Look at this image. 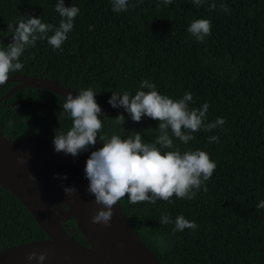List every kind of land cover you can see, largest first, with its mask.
Segmentation results:
<instances>
[{
    "label": "trees",
    "instance_id": "obj_1",
    "mask_svg": "<svg viewBox=\"0 0 264 264\" xmlns=\"http://www.w3.org/2000/svg\"><path fill=\"white\" fill-rule=\"evenodd\" d=\"M64 3H74L80 11L61 48L38 40L20 57L22 70L10 75L51 79L75 94L94 87L104 114L98 136L128 135L131 130L154 141L159 135L157 120L144 116L133 121L122 107L107 103L111 90L134 94L142 78H150L158 91L173 98L191 91L190 107L207 101V119L223 116V125L195 131L187 144L173 138L181 151L200 148L216 161L205 182L207 190H197L191 200L173 194L172 203L157 199L130 204L127 194L117 202L160 264H264V207H256L264 200V0H216L217 7L211 9L207 3L195 6L192 0H172L168 6L161 0H129L130 7L122 12L111 10V0ZM221 3L227 4V12ZM54 4L0 0L3 42L11 40V34L3 37L7 24L26 13L58 24ZM199 17L211 20L203 42L186 31ZM15 84L0 86V137H53L56 129L70 125L59 112L64 98L32 87L4 97ZM117 113L125 116L123 129L109 119ZM212 134L219 142L207 140ZM100 146L97 138L96 148ZM164 212L173 219L181 213L199 227L173 232L172 224L159 223ZM61 227L71 239L87 245L73 218ZM44 238L26 207L0 187V250Z\"/></svg>",
    "mask_w": 264,
    "mask_h": 264
},
{
    "label": "clouds",
    "instance_id": "obj_2",
    "mask_svg": "<svg viewBox=\"0 0 264 264\" xmlns=\"http://www.w3.org/2000/svg\"><path fill=\"white\" fill-rule=\"evenodd\" d=\"M192 2L195 6L207 3L210 9L217 7L216 0ZM161 3L168 6L172 0H161ZM129 7V0H111L113 12H122ZM219 7L225 12L229 10L225 3ZM54 9L60 17L56 25L43 21L40 15L27 13L7 24L3 37L11 34V40L5 44L0 37V84L6 81L10 73L22 70L23 61L20 57L25 49L35 46L38 40H46L53 49L61 48L68 38L67 34L73 29L74 18L80 9L74 3L65 5L64 0H55ZM210 30L211 20L204 17L192 19L186 28L198 42H203ZM97 92L94 87L88 86L79 89L75 96L71 91L65 93L59 112L70 119V125L65 129H56L52 138L54 151H63L73 157L87 151L97 138L102 141V146L90 151L84 164V175L88 181L86 191L102 206L91 215L93 223L107 225L113 214L112 206L125 194L130 204L139 201L155 203L157 199L172 203L170 198L173 194L191 200L197 190H207L205 182L212 176L216 161L200 148L181 151L174 145L173 139L178 138L187 144L195 131L201 128L209 131L223 125V116H217L213 121L207 119V101L198 108L190 107L189 102L193 100L191 91L186 90L182 96L173 98L158 91L150 78H142L134 94L127 89L111 90L107 98L111 107H122L133 121H140L144 116L158 121L159 135L155 136L154 141H145L140 131L131 130L128 135L116 133L98 136L102 127L100 117L104 114L95 99ZM109 119L122 128L125 116L117 113ZM207 140L219 142V136L212 134ZM53 175L61 180L67 178L65 173ZM74 191V186L63 187L65 194ZM256 207H264V200H260ZM159 223L172 224L173 232L199 227L195 220L181 213H177L173 219L164 212ZM159 243L167 246L163 239ZM33 257L34 264H44L45 253L29 252L25 260L31 264Z\"/></svg>",
    "mask_w": 264,
    "mask_h": 264
},
{
    "label": "water",
    "instance_id": "obj_3",
    "mask_svg": "<svg viewBox=\"0 0 264 264\" xmlns=\"http://www.w3.org/2000/svg\"><path fill=\"white\" fill-rule=\"evenodd\" d=\"M15 82L4 97L25 88L48 90L64 98L71 91L55 81L22 74L10 75L3 84ZM75 96V93L71 91ZM53 137L31 136L11 140L0 137V187L18 199L31 214L46 238L13 245L0 250V264H29L27 253H45L44 264H160L155 255L139 240L117 203L110 222L105 225L90 219L102 207L86 191L84 164L96 143L89 146L87 155L75 157L53 150ZM67 174L61 180L53 174ZM74 186L76 191L65 194L63 187ZM47 191L52 204L66 207L61 222L48 216L38 195ZM60 218V217H58ZM73 218L87 245L71 239L61 223ZM35 257L31 264H34Z\"/></svg>",
    "mask_w": 264,
    "mask_h": 264
},
{
    "label": "rangeland",
    "instance_id": "obj_4",
    "mask_svg": "<svg viewBox=\"0 0 264 264\" xmlns=\"http://www.w3.org/2000/svg\"><path fill=\"white\" fill-rule=\"evenodd\" d=\"M46 196L48 197L49 196V193L47 191L44 192L43 195H38V198L43 201V197ZM45 210L48 214V216H50L55 222L57 223H60L61 222V212L64 211V207L63 206H60V204H52L51 207H45ZM60 217V218H58Z\"/></svg>",
    "mask_w": 264,
    "mask_h": 264
},
{
    "label": "bare ground",
    "instance_id": "obj_5",
    "mask_svg": "<svg viewBox=\"0 0 264 264\" xmlns=\"http://www.w3.org/2000/svg\"><path fill=\"white\" fill-rule=\"evenodd\" d=\"M52 202L49 198H44L43 200V203L46 205V206H51L52 205Z\"/></svg>",
    "mask_w": 264,
    "mask_h": 264
}]
</instances>
